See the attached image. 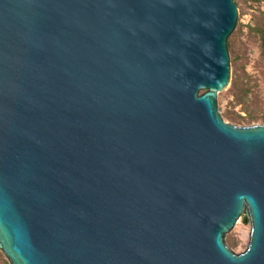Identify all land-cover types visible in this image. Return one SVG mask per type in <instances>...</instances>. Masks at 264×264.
<instances>
[{"label":"water","instance_id":"water-1","mask_svg":"<svg viewBox=\"0 0 264 264\" xmlns=\"http://www.w3.org/2000/svg\"><path fill=\"white\" fill-rule=\"evenodd\" d=\"M238 18L234 0H0L10 264H264V124L218 105Z\"/></svg>","mask_w":264,"mask_h":264},{"label":"rangeland","instance_id":"rangeland-1","mask_svg":"<svg viewBox=\"0 0 264 264\" xmlns=\"http://www.w3.org/2000/svg\"><path fill=\"white\" fill-rule=\"evenodd\" d=\"M234 1L238 5L239 18L236 29L228 39L232 78L229 87L218 96L219 110L223 117L225 113L245 118L249 116V113L264 115V45L260 36L251 31L249 27L253 23V11L248 4L250 2L248 0ZM240 26L242 31L235 34ZM235 79H244L245 85L234 90L232 82ZM245 90H248L249 93L248 100L238 103L239 97ZM224 119L240 126L264 124L262 122L248 124L246 120L233 122L225 117ZM250 230L251 224L248 216L243 215L235 227L225 236L227 245L237 253L243 252L249 242ZM7 263H9L8 259L0 249V264Z\"/></svg>","mask_w":264,"mask_h":264},{"label":"trees","instance_id":"trees-1","mask_svg":"<svg viewBox=\"0 0 264 264\" xmlns=\"http://www.w3.org/2000/svg\"><path fill=\"white\" fill-rule=\"evenodd\" d=\"M248 2H250V3H248L250 6L249 8L252 9V11H253V14H252L253 23L251 25H249V27H250L251 31H253L256 35L260 36L262 44L264 45V9H263L264 0H248ZM245 3H247V2H245ZM241 31H242V28L240 26L235 34H237L238 32H241ZM229 43H231V42H229ZM241 85H245L244 79L243 80L235 79L232 82V88L234 90L239 89ZM248 96H249L248 90H245L243 92V94L239 97L238 103H243V102L247 101ZM224 117L229 119V120H232L233 122H240V120H246V121H248L247 122L248 124H251L253 122L264 123V115H258V114L249 113V116L247 118H245V117H240V116H233L230 113H225ZM7 264H10V262Z\"/></svg>","mask_w":264,"mask_h":264}]
</instances>
